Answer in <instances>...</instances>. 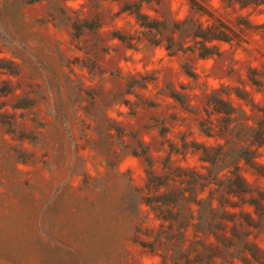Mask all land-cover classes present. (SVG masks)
<instances>
[{"label": "rangeland", "instance_id": "rangeland-1", "mask_svg": "<svg viewBox=\"0 0 264 264\" xmlns=\"http://www.w3.org/2000/svg\"><path fill=\"white\" fill-rule=\"evenodd\" d=\"M0 264H264V0H0Z\"/></svg>", "mask_w": 264, "mask_h": 264}]
</instances>
